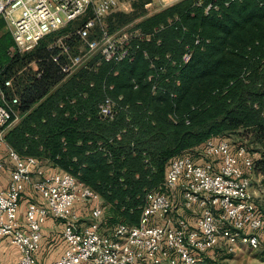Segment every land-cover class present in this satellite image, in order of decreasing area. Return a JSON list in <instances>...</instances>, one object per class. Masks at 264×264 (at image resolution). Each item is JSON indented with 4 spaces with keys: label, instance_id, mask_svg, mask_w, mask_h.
I'll use <instances>...</instances> for the list:
<instances>
[{
    "label": "trees",
    "instance_id": "trees-1",
    "mask_svg": "<svg viewBox=\"0 0 264 264\" xmlns=\"http://www.w3.org/2000/svg\"><path fill=\"white\" fill-rule=\"evenodd\" d=\"M136 29L128 58L91 62L67 78L47 41L61 29L11 54L0 82L15 66L35 62L36 70L18 90L12 83L22 118L6 143L69 173L98 194L112 221L130 225L170 160H196L209 138L251 135L259 145L253 173L264 185V0H179ZM8 47L3 36L0 58ZM106 97L115 102L112 118L99 114Z\"/></svg>",
    "mask_w": 264,
    "mask_h": 264
},
{
    "label": "built area",
    "instance_id": "built-area-1",
    "mask_svg": "<svg viewBox=\"0 0 264 264\" xmlns=\"http://www.w3.org/2000/svg\"><path fill=\"white\" fill-rule=\"evenodd\" d=\"M129 1L135 0H0V20L10 27L14 48L22 54L82 19L73 30L72 44L58 39L48 46L57 48L52 61L67 76L88 55L112 63L129 57L131 36L112 35L103 22ZM18 103L12 79L0 82V150L9 162L8 181L0 189V237L17 249V264L37 263L41 229L49 217L62 223L64 248L48 264H203L216 250L259 248L264 214L251 185L257 153L244 144L209 138L196 160L174 157L162 184L145 193L138 223H108L97 193L69 173L48 172L38 159L21 157L6 143L4 129L17 119ZM98 109L103 117L112 118L115 102L106 97ZM27 188L38 199L26 202L20 218Z\"/></svg>",
    "mask_w": 264,
    "mask_h": 264
},
{
    "label": "rangeland",
    "instance_id": "rangeland-1",
    "mask_svg": "<svg viewBox=\"0 0 264 264\" xmlns=\"http://www.w3.org/2000/svg\"><path fill=\"white\" fill-rule=\"evenodd\" d=\"M179 0H135L121 3L119 6L114 8L109 14L105 16L103 22L107 27V31L112 35H120L127 34L130 36H138L139 31L136 29V25L142 21L143 19L151 16L152 14L174 4ZM82 23L81 20H76V22L72 24H68L64 26L60 33L56 32L53 36L47 39L48 43H52L58 39L66 40L67 38H72V33L75 27ZM5 37L9 42V47L4 52V55L0 58V65L6 64L7 59L13 54L17 52L14 48L11 35H10V27L4 22L0 20V39ZM70 42V41H69ZM76 45H78L76 43ZM21 54V53H20ZM82 65L77 69L91 67V62H98L97 56L88 55L83 59ZM12 83L15 86L16 90L19 89L26 80V77L29 76L32 72L36 70L35 62H30L28 64H24L21 66H15L11 69ZM77 70L73 71L70 75L75 73ZM70 75H67L69 77ZM54 87L52 90H54ZM22 114H18L17 119L13 120L5 129L4 136L8 130L14 127L21 120ZM240 133L234 132L231 134L230 140L234 142L242 143L249 150H256L259 148V145L256 142L252 141V136L245 137L246 140L239 141ZM250 134V133H249ZM43 164V163H42ZM47 168L53 169L49 165L43 164ZM56 169V168H54ZM53 169V170H54ZM263 177L261 175L254 174L251 176V185L252 188L256 191V205L259 210L264 214V185L261 183ZM107 216L106 222L114 223L115 221L111 220L112 214L107 209L105 210ZM86 212H84L85 215ZM108 218V219H107ZM110 218V219H109ZM57 253V251L45 252L41 262L47 261V256L53 255ZM35 258L37 261V253H35ZM209 258L212 260L210 262H205L204 264H264V239H262L260 243V247L257 250H250L249 248L241 247L236 250L235 253H224L222 251L216 250L209 254ZM50 262V261H49ZM48 262V263H49ZM36 264H39L37 261Z\"/></svg>",
    "mask_w": 264,
    "mask_h": 264
},
{
    "label": "crops",
    "instance_id": "crops-1",
    "mask_svg": "<svg viewBox=\"0 0 264 264\" xmlns=\"http://www.w3.org/2000/svg\"><path fill=\"white\" fill-rule=\"evenodd\" d=\"M54 170L48 168V172ZM9 177V162L5 157L3 150H0V189L3 188ZM38 199V196L34 194L30 188H27L22 195L19 214L20 218L23 217V211L26 202ZM83 217V215L81 216ZM188 219H192L191 216H185ZM41 241L37 253V261L39 264H48L49 261L59 257L64 248V241L62 239V223L56 219L49 217L41 229ZM57 251V253L47 256V261L41 262L45 252ZM19 253L17 249L9 243L7 238L0 237V264H17ZM36 261V262H37Z\"/></svg>",
    "mask_w": 264,
    "mask_h": 264
}]
</instances>
